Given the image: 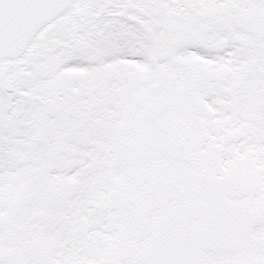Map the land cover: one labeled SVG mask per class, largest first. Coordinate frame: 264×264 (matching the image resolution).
I'll return each instance as SVG.
<instances>
[{
	"label": "snow or ice",
	"instance_id": "obj_1",
	"mask_svg": "<svg viewBox=\"0 0 264 264\" xmlns=\"http://www.w3.org/2000/svg\"><path fill=\"white\" fill-rule=\"evenodd\" d=\"M0 264H264V0H0Z\"/></svg>",
	"mask_w": 264,
	"mask_h": 264
}]
</instances>
